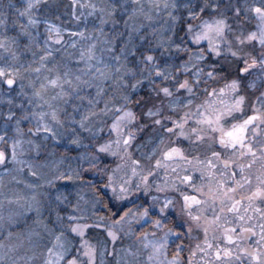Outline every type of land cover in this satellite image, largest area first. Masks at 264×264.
Returning a JSON list of instances; mask_svg holds the SVG:
<instances>
[{
    "label": "snow or ice",
    "instance_id": "obj_1",
    "mask_svg": "<svg viewBox=\"0 0 264 264\" xmlns=\"http://www.w3.org/2000/svg\"><path fill=\"white\" fill-rule=\"evenodd\" d=\"M0 264H264V0H0Z\"/></svg>",
    "mask_w": 264,
    "mask_h": 264
}]
</instances>
